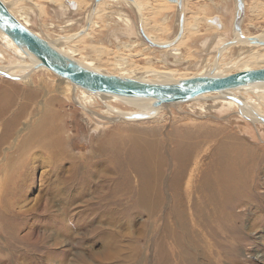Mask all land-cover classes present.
<instances>
[{"label":"rangeland","instance_id":"374dc122","mask_svg":"<svg viewBox=\"0 0 264 264\" xmlns=\"http://www.w3.org/2000/svg\"><path fill=\"white\" fill-rule=\"evenodd\" d=\"M64 1L59 5L47 0H18L13 10L20 16L24 14L28 29L56 43L60 36L74 39L75 35L87 32L86 25L95 20L99 27L72 44L77 50L75 57L93 60L96 66L112 74L120 72L111 64L121 57L124 63H133L128 64L141 77L147 76L146 70H174L177 74L194 75L205 67L206 61L215 59L218 39L225 42L234 39L235 0H188V3L178 0L180 8L172 2L174 5L167 3L171 8L154 13L109 2L101 6L96 16L92 15L96 0H67L82 2L76 11L69 10ZM244 2L239 29L245 35L261 38L264 0ZM183 8L184 34L174 43ZM117 12L128 23L118 20ZM142 16L145 22L148 20L149 29L161 25V31L152 35L167 44L178 43L181 57L186 60L174 62L169 52L143 42ZM207 19L216 20L221 27L208 25ZM126 44L134 46L127 50ZM235 51L233 48L227 57L235 55ZM260 66L255 69L264 68ZM233 68L226 74L234 73ZM0 92L6 108L0 117V136L5 124H11L8 136L0 142V264H189L177 257L178 249L172 241L173 254L168 261L157 246L161 243L165 248L164 243H170L167 231H178L183 225L192 237L189 250L194 264H264V125L261 123L246 119L237 108L222 104L212 107L211 96L208 100L162 106L155 119L109 120L102 113L103 107L90 109L95 115L73 101L71 85L46 70L28 71L17 80L0 75ZM12 119L15 120L10 123ZM199 126L207 127L208 132L215 129L216 136L199 145L192 161L203 166L222 142L229 156H239L247 162L240 175L246 170L249 177L235 210L240 212L244 225L238 255L229 250V254H223L212 246L206 225L199 220L192 204L199 196L195 192L199 181L205 178L210 185L215 184L213 176L204 177L203 167L184 175L174 172L173 139L182 130L191 129V136L207 132ZM141 143L157 144L160 148L153 162L165 163L164 168H156L147 178L153 187L156 174L159 176L158 182L168 201L150 209L134 201V189L141 177L127 167V154L140 152ZM249 159H253L254 165L248 163ZM74 164L80 166L76 171ZM178 178L182 179L181 185ZM177 184L182 190L189 187L190 196L182 209L168 204ZM205 211L212 213L211 209Z\"/></svg>","mask_w":264,"mask_h":264},{"label":"bare ground","instance_id":"6f19581e","mask_svg":"<svg viewBox=\"0 0 264 264\" xmlns=\"http://www.w3.org/2000/svg\"><path fill=\"white\" fill-rule=\"evenodd\" d=\"M1 1L8 8V10L12 15H14L25 27L29 28L28 20L22 17L24 14L20 16L16 14L13 10V7L16 5V2L18 0H1ZM47 1L60 5L63 0H47ZM184 1L187 2L188 0H184ZM67 2H71V1H67V0L64 1V5L67 6L69 10H71L70 7L66 4ZM109 2L115 5H120V3H123L124 6H126V8H130V9L135 8L137 11L139 9L141 11H148L152 13L171 8V6L167 7V3L169 5H174V3L172 2L170 3L166 0H100L98 3H96L97 5L92 15L96 16L100 12L101 6L108 5ZM242 4L243 6L246 5L244 0ZM82 5H83L82 2H75L74 10L76 11V9H79ZM115 15L117 16L118 20L121 21L123 20L125 24L128 23V19H123L121 17V13L117 12ZM182 15H183L182 24L183 27H185L186 20L184 19V8ZM146 22L143 17V22H142L143 29H141V31L143 32L146 39H148L154 44L166 45L167 44L166 41H158L155 35H152L154 31H159V30L161 31L160 23L157 24L160 25L157 29L151 26H150L151 29H149V24ZM206 22L208 23V25L213 26L212 19H207ZM98 27H99L98 23L95 20H92L91 25H88L87 32L75 35L74 39H68L69 36H60L61 39H59L58 41L59 43H56L55 41L52 42L51 40L44 38L39 33L34 31L33 32L42 39L46 40L59 53L74 60L75 62H77L78 64H80L81 66H83L88 70L100 72L107 75H115L122 78H129L146 83L170 84L196 76H210V75L213 77L225 76L228 75L226 73L230 71L232 66H234L232 70H234V72H238V71L255 69L260 65H264V46L251 44L246 40V38L248 37H254L260 41H264V36L262 35L261 38H258L257 36L245 35L242 32V30H240V33H236L233 30L234 39L232 40V43L226 46L225 41H221V39H218L217 43L219 48L216 51V53H218V56L217 57L215 56V59H213V61H210L208 63L206 61L205 67H202L201 70L194 75L188 76L187 74H177L176 71L174 70L173 71L146 70L144 75L147 74V76H145L146 77L145 78V77L137 76L135 74L136 70L132 69L133 67L130 64H128L131 62L129 61L128 63H124L123 58L121 57L120 59L114 61V63L111 64L114 68L119 69L120 72L112 74L106 72L104 69L100 68L99 66H96L97 64L95 65V62L93 63V60L85 59L81 57L80 58L75 57L77 56L76 54L77 50L72 44H76V42H78L84 36L89 35V33L92 32V30ZM218 29L220 30L221 28ZM182 33L184 34L183 30ZM145 44L142 45L147 47ZM133 46H134L133 44H128L126 49L130 50ZM233 48H236L235 55H233L230 58L227 57V54L232 53ZM160 51L169 52V56H171L174 59L173 60L174 62L186 60L183 59V57H181L180 51L178 50V43L172 44L164 49H161ZM3 61L6 62V65L2 64ZM36 64L37 61L31 55L24 53L22 50L16 47V45L11 41V39L2 31H0V71L1 72L8 74V76L10 77L20 78L21 76L25 77L28 71L33 73L34 71L37 70L49 71L44 67H39L34 69ZM147 77H150V79ZM62 81L69 83L64 79H62ZM70 85L73 91L72 92L73 101L77 103L79 102L81 106H85L84 109L90 114L97 115L96 113H94L93 110H90L97 107V105L103 107L104 111H102V113L105 114L104 117L109 118V120H113L116 118H118L119 120L121 119L126 121H142L146 119L149 120L155 119L157 111L160 110L162 106H165L162 105L158 108H152L151 100L149 99L123 98V97H118L104 93H91L75 85L72 84ZM210 96L211 98L213 97L211 101L212 107L213 105L222 104L229 108H237L239 114H241L246 119L254 123H258V124L261 123L262 125H264L263 122L261 121V119L264 120V110H263L264 83H254L232 90L203 94L194 98L193 100H191V102L197 100L203 101ZM230 98H234L238 100L241 103V105H238ZM1 99L3 100V96H1V92H0V117L6 110L4 103L2 102ZM112 103L115 106L112 105ZM116 105H118L119 107H116ZM13 120L15 119H12V121L9 122L13 123ZM10 127L11 124L9 123L8 125L5 124L4 132L0 136V142L6 139V137L9 134ZM199 127L203 129L206 128L207 130V127L205 126H199ZM45 134L47 133L45 132ZM191 135H192L191 129H189V131L182 130L179 133V135L173 139L171 154L173 160H175L174 172L179 175H184L188 171L196 170L200 167H203L202 171L204 177L205 176L207 177L209 175L213 176L215 181L213 183L215 184L210 185L209 181H207L205 178H203V181H199L200 185L195 190V192L198 191L199 196L197 197L196 202H193L192 204L194 209L198 213V216L201 218V219L199 218V220H201L206 225V232L209 235L210 239L213 240V242L211 243L212 246L219 248L220 251L223 252V254H229L228 252L230 251L233 253V255H238L237 252L240 251V247L243 241V238L240 237V233L244 225L242 224V218H240V212L235 210L236 207H238L237 203L238 202L240 203V201L242 200V197L244 195L243 188H245V185L247 184V180H248L247 178L249 177L245 175L247 174L246 170L244 171L243 175H240V173L243 171V168L247 167V162L244 158L239 159L238 158L239 156L238 157H236L235 155L229 156L226 153V145L220 142L213 149V153L210 156L211 157L210 160L207 163H205L203 166H200L198 165L199 163L192 161V156L196 153V149L199 147V145L207 143L211 138L216 136V130L212 129L209 132L207 130V132L203 133L202 135H197V136L194 135L191 136ZM141 145L142 147L140 148V152L131 151L130 153L127 154L126 156L127 167L129 166L132 169H134L136 172L140 174L141 177L139 185L134 189V196H133L134 201L140 207H146L147 209H150L151 207H157L161 205V203L168 201V197L166 196V194L165 195L163 194L164 190L158 182L159 176L156 174L155 177L156 184L153 187L149 185L148 183L149 179L147 178V175H149L156 168L158 169L164 168L165 163L164 162L160 163L159 161L157 163L153 162V156L156 155L157 152H159L158 150L160 148L157 144L149 143L144 145L141 143L140 146ZM230 146L231 145H229V148ZM248 163L250 165H254L253 159H249ZM79 167L80 166L78 164H74L75 171ZM181 180L182 179L178 178L177 182L180 184ZM169 187L170 186H168L167 188ZM168 190L170 191V189ZM208 190H210V193ZM171 192L172 194L169 193L170 194L169 197L172 202H170L169 200L168 204L173 203L175 204V206L180 207L182 209L184 203L188 200V197L190 196L189 187H186L185 190H182L177 184L173 186V190ZM206 209H211L212 213L211 214L209 213L210 214L209 215L208 212L205 211ZM211 222H214L216 224L215 227L208 226V224ZM182 224H184V222H182ZM244 236H246V234ZM166 237L167 239L170 240V243L169 242L164 243L166 249L161 243L157 245L159 246L160 254L163 255V259L168 261L170 254H173L172 251L170 250L171 241H172L173 244L177 246L178 249L177 257H180L185 262L187 261L189 264L195 263L193 259L194 256L192 252L189 250V248L192 245V237H190V234L188 233L187 228L184 225L179 227L178 231H173V232L167 231ZM209 237L207 238L208 239L207 242H209L210 240ZM218 239H221L223 242ZM228 239H230V241L232 242H227L226 240Z\"/></svg>","mask_w":264,"mask_h":264},{"label":"water","instance_id":"95a60500","mask_svg":"<svg viewBox=\"0 0 264 264\" xmlns=\"http://www.w3.org/2000/svg\"><path fill=\"white\" fill-rule=\"evenodd\" d=\"M100 0H96L95 4ZM176 3L180 8L178 0H168ZM236 1V13L233 30L240 33L239 23L243 15V5L241 0ZM70 9H75V2L66 3ZM94 9V7H93ZM93 11V10H92ZM183 15L180 13L178 19V33L174 43L182 35ZM212 23L221 27L216 20ZM86 25V28H88ZM0 31L6 34L11 41L24 53L31 55L36 61L34 69L44 67L61 79L68 81L91 93H104L123 98H141L151 100V107L158 108L162 105L186 103L194 98L214 92H222L247 86L254 83H264V68L238 71L225 76H196L183 79L170 84H157L140 82L129 78H122L115 75H107L100 72L88 70L74 60L62 55L54 49L46 40L42 39L30 29L25 27L0 0ZM140 36L147 45L156 49H164L172 44H154L144 36L140 30ZM246 40L255 45L264 46V41L254 37ZM232 41H227L225 45H230ZM218 53H216V57ZM5 78L15 79L8 74L1 72ZM238 105L241 103L230 98ZM264 124V120L261 119Z\"/></svg>","mask_w":264,"mask_h":264}]
</instances>
